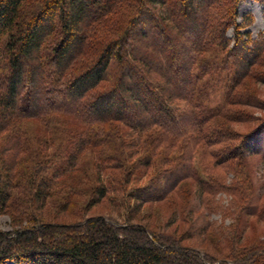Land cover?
<instances>
[{
	"label": "trees",
	"instance_id": "16d2710c",
	"mask_svg": "<svg viewBox=\"0 0 264 264\" xmlns=\"http://www.w3.org/2000/svg\"><path fill=\"white\" fill-rule=\"evenodd\" d=\"M239 1L0 0V264H264Z\"/></svg>",
	"mask_w": 264,
	"mask_h": 264
},
{
	"label": "rangeland",
	"instance_id": "374dc122",
	"mask_svg": "<svg viewBox=\"0 0 264 264\" xmlns=\"http://www.w3.org/2000/svg\"><path fill=\"white\" fill-rule=\"evenodd\" d=\"M193 4H195L194 0H191ZM250 12L252 16V21L249 23L245 30L250 31V37L257 38L260 34L264 35V1L263 0H240L237 3V12L240 16L241 14L245 12ZM237 17L238 20H240V17ZM40 22L43 21V19L39 20ZM198 22V21H197ZM196 22V23H197ZM186 23V22H183ZM138 27V26H137ZM137 28L133 30V33H137ZM227 34H231V30L228 29ZM194 36V34H193ZM75 47V46H74ZM74 47H70V50H72ZM258 70L264 72V65L262 67H259ZM246 80V79H245ZM38 81L35 80L33 82V87H37ZM250 88L251 92H254L257 96L258 100H263L264 102V81H253L251 79H247L246 85H239L236 88V93H241L246 90V88ZM216 95V94H215ZM222 96H212V101L216 102L220 100ZM260 105H257L256 107L250 106V105H232L230 106V110H240L241 112L246 113L250 119L247 121L244 120L241 123H230L232 127L240 129L241 131L249 130L250 128L257 125L258 122H261L264 120V108H260ZM99 109V108H97ZM254 174L256 175V193L258 196V201L264 202V163L261 161V158L259 155H256L254 158ZM197 157L194 158V162L196 163ZM220 196L223 197V201L226 202V194L223 192H219ZM217 197V196H216ZM104 206L102 204L97 205L92 208V212H99L103 210ZM149 207L144 206L141 213H145ZM151 216L148 219H143L144 222H152V221H158L159 222V216L161 212H168L166 207H163V205H153L151 207ZM140 216V215H139ZM210 217L213 219H219V214L212 213L210 214ZM72 219V218H70ZM250 225L247 228V232L244 236V241L250 243L253 241L259 242L261 240H264V219L263 220H254L250 218ZM229 222V219H224V224H227ZM9 217L5 214L0 215V227L2 229H9ZM193 243H196L204 248L207 247V241L203 238L192 241ZM209 246V245H208ZM208 248V247H207Z\"/></svg>",
	"mask_w": 264,
	"mask_h": 264
}]
</instances>
